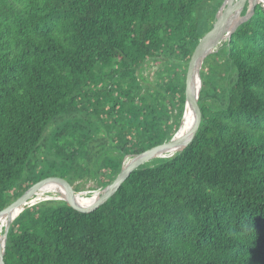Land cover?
<instances>
[{"label": "trees", "instance_id": "1", "mask_svg": "<svg viewBox=\"0 0 264 264\" xmlns=\"http://www.w3.org/2000/svg\"><path fill=\"white\" fill-rule=\"evenodd\" d=\"M221 2L0 0V211L49 176L101 189L125 156L170 139L189 59ZM201 78L183 150L143 163L93 209L25 207L4 263L264 264L261 4Z\"/></svg>", "mask_w": 264, "mask_h": 264}, {"label": "water", "instance_id": "2", "mask_svg": "<svg viewBox=\"0 0 264 264\" xmlns=\"http://www.w3.org/2000/svg\"><path fill=\"white\" fill-rule=\"evenodd\" d=\"M262 1L264 0H222L215 13L212 27L200 39L188 62L185 78L184 110L182 118L186 111H190L192 113V122L182 135H177L182 124L181 118L178 129L170 139L142 152L125 156L119 173L110 183L98 191L99 194L96 199L88 205L81 204L74 198L75 192L71 185L58 177L49 176L42 178L29 186L18 198L4 207L0 211V218L10 214V212L14 209L27 203L42 186L49 183L59 186V192L61 193L60 199L67 202L73 208L77 210L93 209L107 200L120 187L121 183L130 175V173L143 163L160 156H173L172 154L183 150L195 135L199 124L198 98L203 84L201 78V68L205 58L211 53L216 52L224 41L229 40L231 38V34L237 29V27L251 18L255 12L256 5L261 4ZM24 208L25 207H23L22 210ZM16 216L11 218L3 228L1 235L3 245L0 248V264H5L4 250L7 233L11 222Z\"/></svg>", "mask_w": 264, "mask_h": 264}, {"label": "bare ground", "instance_id": "3", "mask_svg": "<svg viewBox=\"0 0 264 264\" xmlns=\"http://www.w3.org/2000/svg\"><path fill=\"white\" fill-rule=\"evenodd\" d=\"M192 122V113L190 111H186L185 115L182 118V124L180 127V130L178 131V136L182 135L186 129H188V127L190 126ZM168 155V154H167ZM173 155V154H172ZM171 155H168L167 157H170ZM166 157V156H165ZM159 158H163V157H159ZM60 188L59 186H54L51 184H46L44 186H42L37 193H35L27 203H25L24 205H22L21 207H18L16 209H14L12 212H10V214L3 216L0 218V248L3 245L2 242V232H3V228L5 226V224L14 216H16L18 214V212L20 213V211L22 210L23 207H27L30 206L31 204H35L41 200H45V199H60L61 197V193L59 192ZM100 189L96 190H92L91 194L87 195L85 194V192L83 191H75L76 193H74V198L81 204H90L92 201H94V199H96V197L99 194ZM14 220V219H13Z\"/></svg>", "mask_w": 264, "mask_h": 264}, {"label": "rangeland", "instance_id": "4", "mask_svg": "<svg viewBox=\"0 0 264 264\" xmlns=\"http://www.w3.org/2000/svg\"><path fill=\"white\" fill-rule=\"evenodd\" d=\"M161 67V65H158V64H155V63H150L144 74L148 75L150 77V79H152L154 76H155V71L157 70V68ZM206 70V68H205ZM213 74H209L206 76V74H203V79L207 82V84H209V82L212 80ZM78 182H81V181H78ZM94 188V190H98L97 188V183L94 181V180H89V181H86L84 184H81V189L79 191H83L85 192V194L89 195L91 194L92 192L89 191V188ZM72 189L74 190L73 186H72ZM78 192V191H77ZM76 193V192H75ZM44 200V199H43Z\"/></svg>", "mask_w": 264, "mask_h": 264}, {"label": "built area", "instance_id": "5", "mask_svg": "<svg viewBox=\"0 0 264 264\" xmlns=\"http://www.w3.org/2000/svg\"><path fill=\"white\" fill-rule=\"evenodd\" d=\"M261 5H262V6H263V8H264V1H262V2H261Z\"/></svg>", "mask_w": 264, "mask_h": 264}]
</instances>
